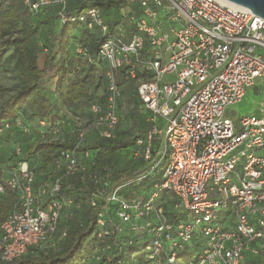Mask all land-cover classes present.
<instances>
[{
	"label": "built area",
	"instance_id": "built-area-1",
	"mask_svg": "<svg viewBox=\"0 0 264 264\" xmlns=\"http://www.w3.org/2000/svg\"><path fill=\"white\" fill-rule=\"evenodd\" d=\"M21 1L31 14L59 5L60 25L97 26L106 95L103 103H91L93 119L84 125L76 119L69 127L73 144L58 151L52 174L40 183L22 158L21 144L10 142L16 160L3 164L0 194L7 187L15 198L0 222V261L18 258L32 246L53 248L65 237L66 230L58 237L56 232L64 209L73 202L61 192L62 180L85 173L93 187L90 206L105 203L93 230L99 240L124 229L146 234V257L175 264L180 251L192 249L199 237L200 250L186 264H243L246 253L259 257L252 264H264V116L245 114L234 122L226 115L227 107L239 102L256 79L264 80V19L227 0H138L141 12L127 17L134 31L126 39L121 27L110 31L98 6L70 13L67 0ZM124 66L130 79L136 67L151 74L136 89L141 107L149 111L150 126L133 145V156L142 160L138 172L113 186L109 167L91 170L90 151L81 145L92 129L114 137ZM165 75L173 77L164 80ZM260 105L263 112L264 102ZM59 123L37 119L32 127L18 115L2 122L0 157L3 136L13 128L26 134L35 129L41 139L66 143L64 137L48 136L69 126L65 119ZM166 156L159 180L145 194L128 197L121 192L150 179ZM164 192L175 197L170 207L174 218L157 202ZM106 207H115L118 222L106 215Z\"/></svg>",
	"mask_w": 264,
	"mask_h": 264
},
{
	"label": "trees",
	"instance_id": "trees-1",
	"mask_svg": "<svg viewBox=\"0 0 264 264\" xmlns=\"http://www.w3.org/2000/svg\"><path fill=\"white\" fill-rule=\"evenodd\" d=\"M120 4L121 1L115 0L107 2L93 0L88 5L84 3L71 9H67L66 7V10L70 13H77L81 8H85L86 6H98L103 10H107L112 5ZM52 6L57 7L56 16L58 19L59 5ZM43 9L37 14H31L21 0H0V60L6 52H10V55L14 58L12 72L19 83L14 89L0 86V98L9 91H12L8 97L0 102V124L18 115L22 117L24 123H28L27 119L29 118L28 120L32 123V127L37 119H46L51 125H57L64 119L60 115L59 106L71 108L76 106L78 102L83 101H87L88 103L90 114L88 121H90L94 117V114L90 111L91 103L104 102L106 95V67L102 60L97 59L101 35L98 41L93 43L91 49L82 47L85 50V53H82L86 61L83 73L76 78H70L68 77L67 60L69 53L67 47L77 38L82 40L83 35H76V32L83 30L81 33L86 36L88 27L82 22L60 25L47 42L40 43L35 36L39 26L46 23V19L38 20L33 24L31 23V17L37 18ZM105 22L109 25L110 31L114 32V29L121 21L113 19V21L105 20ZM43 51H46V57L41 66L39 64V54ZM128 69V66L121 68L118 79L119 85L121 89L122 84L125 86L127 84L129 86L130 83L134 84V92L130 91L127 93L126 101L128 103H135L137 101L136 89L138 84L143 80H148L151 74L143 73L141 69L136 67L135 77L130 79L124 76ZM42 75H50L56 78L55 87L52 92L43 86L41 82ZM98 88L102 89L100 95L96 93ZM118 114L119 120L127 118L126 110L124 108L119 110V103ZM70 126L72 125L67 126L68 130ZM16 130L19 134L26 136L25 140H15L18 138L13 137L11 132H17ZM145 130L138 134L131 132L130 136L125 139L106 138L97 133L93 139L87 140V134L85 137L86 141L81 145V150L90 151L91 161L94 163L91 170L108 166L110 181L113 186L121 185L132 178L142 165V160L134 157L132 154L133 145L136 137ZM38 132L37 139L32 136L34 141L28 139L32 132L26 134L16 128H13L3 136V140L8 142L9 147L10 142H19L21 144L23 147L22 158L28 160L30 165L33 166L36 174V184L46 180L52 174L53 160L57 156L58 151L61 148L71 146L74 142L57 143L51 139H41ZM69 133L71 135L70 130ZM4 152L3 150L0 157V181L3 164L6 160L14 164L16 160L11 149L10 154L7 156ZM34 156L37 158L33 164L29 158ZM38 168L41 169L39 174ZM39 175H41L42 179H39ZM143 185H145V182L131 184L121 192L128 197L139 195L142 194L141 189ZM92 191V184L85 173H80L76 177L63 178L61 192L73 202L68 207V209L72 210V213L68 214L67 211L65 216L62 214L56 232V237H58L63 230H66L65 237L58 240L57 245L53 248L32 246L29 247L28 252L24 255L11 261H0V264L159 263L157 260L152 261L146 257L145 245L149 239L146 234L133 235L124 229L123 232L116 235L113 234L103 240H99L93 236L96 214L98 210L104 208L105 203H99L96 207H91L89 201ZM14 198L15 192L7 187L0 194V222L9 213ZM164 206L169 218H174L175 214L170 211L171 208L165 204ZM108 208L106 207V215L115 223L114 219H118L115 213H113L115 207ZM127 239L130 240V243H127ZM200 247L201 239L199 237L195 238L193 240V248L186 247L180 251L175 264H186L200 250Z\"/></svg>",
	"mask_w": 264,
	"mask_h": 264
},
{
	"label": "rangeland",
	"instance_id": "rangeland-1",
	"mask_svg": "<svg viewBox=\"0 0 264 264\" xmlns=\"http://www.w3.org/2000/svg\"><path fill=\"white\" fill-rule=\"evenodd\" d=\"M117 1L122 2L120 5H122L125 1L128 2V5H129V3H131V0H117ZM116 6L117 5H114L113 7H116ZM56 9H57V7H55V6H52V7L50 6L47 8L45 7L37 18L31 17V23H33V24L36 23L38 20L46 19V23L41 24L39 26L37 33H36V36H35L40 41V43L47 42L49 37L51 35H53L58 30V28L60 27V24H59L57 16H56ZM67 9H71V7H69L68 3H67ZM123 12H124V10H123ZM126 15L127 14H123V16H122L123 20L121 21L122 24L120 25L121 30L127 29L126 28V26H127L126 25L127 24ZM103 19L107 20V21H110V20L113 21V19L107 17V15H105V14H104ZM87 30L88 31L86 33V36H84V34L81 33L83 30H78L76 32V35H79V36L83 35L82 40H79L77 38L76 40L72 41L67 47V50L69 53V57L67 60L68 77H70V78H76L83 73V69L85 67L86 61H85L84 55H83L82 50H81L82 47H86L88 49H91L93 43L97 42L98 39L100 38V32H99L97 26H93L92 28H88ZM45 57H46V51H43L42 53L39 54V64L41 66L43 65ZM13 63H14V58L10 55V52H6L4 57L0 60V86H6V87H9L11 89H14L18 86V84H19L18 79L14 76V73L12 72ZM172 77H173V75H165L164 80H169V78H172ZM41 82L43 83V86L45 87V89L52 92L54 87H55L56 78L52 77L50 75H42ZM121 86H122V88H121V95H120V100H119V110H122L124 108L127 112V114H126L127 118L119 120V124L114 131V137H113L114 139L128 138L130 136L131 132L138 134L139 132L147 129L146 127L150 126V123L148 125V122H146L147 121L145 119L146 117H143L144 116L143 113L139 112V110L134 105L132 106V104H134V103H128L126 101L127 93H129L130 91L134 92V84L130 83L129 86H128V84L126 86L122 84ZM11 92L12 91H9L7 94L3 95L0 98V102L3 99H5L6 97H8ZM96 93H97V95H100L102 93V89L98 88ZM262 102H264V80L261 78H258L255 80V82L252 86L247 88L245 95L242 97V99L239 102L232 104V105H229L227 107L226 115L228 117H230L234 122H237L238 119L245 114L253 113L256 115L264 116V111L262 112L260 110V108H261L260 104ZM59 110H60V115L65 119V125H72L73 123L76 122L75 121L76 119H79V120H77L78 123L80 121L81 125H84L90 119L87 101L86 102L85 101L78 102L76 106H73L71 108L65 107V106H59ZM28 119H27V122L29 125H31L32 123H30V121ZM158 121H159V124H162V125L164 124V123H162L163 121H161V118H159ZM56 131L57 132H53V131L49 132L48 136L50 138L64 137L66 143H69V142L74 140V138L72 140V136L70 135L67 127H58V129ZM37 132L38 131L33 129L32 133L29 135L28 139L30 141H34V139H32V136L36 137ZM97 133L99 134V129H92L91 131H89L87 133L88 136L86 139L87 140L93 139V137L95 135H97ZM16 137L18 139H15V138H13V139H15L17 141H20L22 139L25 140V138H26V136L22 135V134H19ZM86 139L84 138L82 142H85ZM4 144L7 148L8 142L6 141V143H4ZM6 150H7L5 152L6 155H9L10 154V147L8 146V149H6ZM36 158H37L36 156L30 157L29 160L32 161L34 164L36 161ZM166 164H167V156L165 159H163L159 163L157 169L154 172V174H155L154 176H160L162 174ZM40 172H41V169L38 168V174ZM39 176H40L39 179H42L41 175H39ZM144 182H145V185H143V187L141 189L142 194H145L146 190L148 188H150V186H151V183L148 184L149 183L148 180H145ZM148 185H150V186H148ZM125 196H127V195H125ZM108 209H110V207ZM67 211H68V214L72 213V210L68 209V207H66V209H64L63 216H65ZM112 218H113V216H112ZM114 221L118 222V219H114ZM153 264H159V263H153Z\"/></svg>",
	"mask_w": 264,
	"mask_h": 264
},
{
	"label": "crops",
	"instance_id": "crops-1",
	"mask_svg": "<svg viewBox=\"0 0 264 264\" xmlns=\"http://www.w3.org/2000/svg\"><path fill=\"white\" fill-rule=\"evenodd\" d=\"M92 1L93 0H67V3L69 5V7L73 8V7L81 6V4H84V3L86 5H88ZM115 1H117V0H115ZM52 5H56V4H52ZM49 6H51V5H49ZM113 6L114 5H112V7L110 9H107V10H103L102 8H100L102 17H104V14H105V15H107V17H109L111 19H116V20L122 21L123 20V18H122L123 14H127L126 15V20H127V17L130 14H137L138 15L141 12V7L139 5L138 0H131V3H129V5H128V2L125 1L122 5H117L116 7H113ZM81 9H83V8H81ZM123 10H124V12H123ZM121 24L122 23L120 22V24L114 29V31H117V28L119 29ZM126 25H127L126 26L127 31L124 29H122V30L125 33V38L129 39L132 35V29H131V26L128 23V21H127ZM140 57L142 58L143 56L141 55ZM137 68H139V67H137ZM133 105L139 110V112L143 113V115H144L143 117H146L145 119L147 120V116L149 114V111H147L141 107V103H140V100L138 97H137V101L134 104H132V106ZM146 122H148V121H146ZM148 125H149V122H148ZM146 128H148V127H146ZM11 133H12L13 137H16L19 134L18 131L14 132V133L11 132ZM37 138H38V135L36 136L35 139H37ZM4 143H6L5 140H3V150L6 152V149H8L9 144L7 145V148H6ZM5 152H4V154H6ZM154 175L155 174H153L152 177H150V179H148V181H149L148 184H150V183L152 184L153 182L159 180L160 176H154ZM157 202L164 203L168 207H171V205L175 202V197L170 192H164V193H162L161 197L157 199ZM138 221H142V220H138ZM258 260H259V257L254 256V255H250L249 253H246L245 261L243 264H252L254 262H257ZM262 262H264V261H262Z\"/></svg>",
	"mask_w": 264,
	"mask_h": 264
},
{
	"label": "water",
	"instance_id": "water-1",
	"mask_svg": "<svg viewBox=\"0 0 264 264\" xmlns=\"http://www.w3.org/2000/svg\"><path fill=\"white\" fill-rule=\"evenodd\" d=\"M245 7L251 14L264 19V0H227Z\"/></svg>",
	"mask_w": 264,
	"mask_h": 264
}]
</instances>
